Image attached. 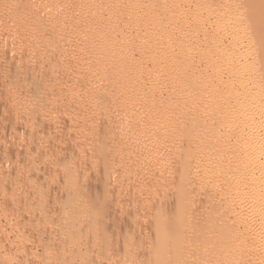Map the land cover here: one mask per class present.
<instances>
[{
    "label": "rangeland",
    "instance_id": "1",
    "mask_svg": "<svg viewBox=\"0 0 264 264\" xmlns=\"http://www.w3.org/2000/svg\"><path fill=\"white\" fill-rule=\"evenodd\" d=\"M211 1L0 0V240H3L5 243L0 242L4 244H1L2 247L5 246L8 249L10 247L9 251L11 249V252L14 251V257L16 255V257L24 256L25 253L22 251L24 254H19V247H21V243L22 245L24 243L23 246L26 247V250H29V247L30 249L33 248L31 251L29 250L30 252L38 253L37 256L35 255L36 260H32L33 262L27 261V264H47L46 261L52 257L51 255L55 254L57 256L55 255L54 259L52 257L53 261L51 264H67L66 259L63 260L65 256L62 255V257L60 255V244L63 246L65 239H67L65 242L68 240L70 242L71 240H78V238L80 241H84V239H87V237L85 238L87 235L76 236L74 234L73 236L72 234L74 239L72 237L64 238L63 236V240L59 238L62 242L57 240V237H59L62 229L63 233L65 231L64 229L66 228L67 231L71 224H77L78 220L84 216L82 213V211H85L84 208L93 205L96 201L99 202V198L104 195V198H108L107 200L109 201L106 202V208L99 210V207H97L95 211L96 214L100 212L101 216H107L106 220L104 219V224L110 225L106 228H110L109 234L113 233L107 239L105 238L103 245L99 242V245L97 243L91 244L90 242L88 244L89 246L84 245V248L82 246L81 249L84 250L85 246L86 248L88 246L89 249H92L90 245H94L98 250H96L97 253H99L95 255L96 251L90 249L92 251H90V256L93 257L94 255L95 258L88 260L89 255H87L88 257L86 256L84 258L86 260L83 259L82 264H110L111 254H113L112 251L123 240V236L120 237V234L123 233L119 232L122 231L125 224L129 225L127 223L131 224L134 220L133 226L135 225V228H133L135 234L130 230V233L135 235L133 237L134 240H132L134 242L132 245L130 244L132 246L131 248L135 251L138 250V252L145 250L147 239L143 235V232L146 231L144 229H149V227H146L149 224L145 225L143 222H146L148 220L147 215L152 213V208H150L151 204H149L152 198L150 196L165 195L168 193L170 187L178 183L181 178H178L179 180L176 182L173 181L177 178L173 176V173L171 175V172L174 171L176 177L177 173H179L178 177L183 175L181 174L182 170L180 167L177 169L174 167L175 164H173V169L172 166L161 164V162L159 164L156 162V165L152 162L150 163L151 156L149 155L153 154L152 151L155 150L154 148L159 146V142L157 143L155 140L158 138L159 141L160 136V141L164 139L162 137L166 138L168 135V138H170L171 133H173L172 130L176 129V126L179 124L178 122L185 121L187 114V116L190 115L189 118L193 115L199 118V120L197 118L196 120L193 117V121H191L192 119L186 120L190 123L196 121L195 125L197 126L200 121V130L203 129L205 131L202 130L203 134L201 133L204 135L202 137L203 139L212 137L213 134L218 135L216 130H219L220 135L222 130L224 132L225 129V126L218 123L217 118L214 117L221 110L216 108L217 105H213L211 98V95L217 92L219 88H215V86L207 83L209 76L210 78L212 77L211 75L217 69V66L215 65L212 68L206 67V64L204 65L202 61L201 63L199 62L201 57L200 45L198 43V46L197 41L194 40L196 30L194 32L191 31L196 24H201L203 20H207V22L211 20V22L215 21L214 13L217 16L221 8L225 7L229 0H221V2L220 0H216L217 2L213 0L212 3L214 5L216 3V7ZM257 2L264 4V0H256L255 5L259 4ZM209 5L210 7L213 6L212 11L209 10ZM260 15H263V13ZM207 16L208 19L206 18ZM204 21L203 23L206 22ZM211 24H207L206 26L211 28ZM216 40V35H210L202 41V44H211ZM95 45L99 46V48L95 47ZM93 46L98 49H94ZM185 46L186 49L191 47L192 52L190 49L188 51L189 53L186 52ZM181 47L186 51H179ZM180 52L182 53L181 55ZM210 69H212V72H210ZM206 70L208 73H206ZM179 73L182 74L179 76ZM182 95L186 97V100ZM208 95L210 96L208 97ZM205 107H210L209 109L212 111H209V109L206 111L207 109ZM103 108L107 110L105 109L106 111H104ZM190 110L193 112L192 115L190 114L192 113ZM180 111L182 113L184 111V115H181L182 113ZM194 113L196 115L200 113L205 114L204 120H202L201 114L198 117ZM209 116L211 120L205 119V117L208 118ZM182 117L185 119L182 120ZM200 118L204 122H201ZM212 119L214 121L215 119L217 120L214 122L215 125L212 123ZM203 125L214 126V129H210L208 126L206 128ZM207 129L208 134L206 133ZM209 131L210 133L211 131L214 133L210 134ZM229 132H227L228 135L226 134L225 138L223 136L221 139L224 144V141L229 142V144H231L230 142H234L232 139H235L233 137L235 131L233 132L231 130ZM124 140L129 142L127 146L126 142L123 143ZM208 140H211V138ZM107 141L111 144L115 142V144L113 143L115 145L114 151L111 152L112 154L109 153L111 155L108 154L109 158L103 156L106 151L102 153ZM150 142L153 144V147ZM122 144H125L124 148ZM160 145L163 146V144ZM125 147L127 149L130 147L128 149L129 151ZM146 147L151 151L147 150ZM140 148L144 150L146 148V151L143 152L144 150ZM133 149L134 151L138 149L137 152L139 153L141 150V156L145 154L149 164L145 163V159L144 163L146 165H137L136 161L143 163V159L141 161V158H145V156L139 157V153H136L140 158L136 160L138 157H131L135 155ZM124 150L127 151L128 154H126L129 157H127ZM96 151L100 153L97 154ZM185 151H179L181 153L176 152V156L175 154L170 155V163L172 162L173 156V158L182 157V155L186 156L187 151ZM205 151L199 150V152H203V156H200L201 153L198 155V151H193L196 152L195 154L190 152L191 157L189 156L188 158H192L191 160H193L194 157L196 161L193 160L192 163L190 160L188 167L191 169L188 168V171L191 170L190 173H192H189L190 177H188V174L186 175V178L188 177L187 179H191L192 174H197V178L201 177L200 175L198 176V171L201 168L199 165H206L209 159L208 156H211L212 152L207 150L209 152H206V154L210 153V155L206 157ZM178 154L181 155L179 156ZM125 155L126 159L124 158ZM101 156L107 159L108 162L105 161L106 164L100 160V158L103 160ZM203 157L204 160L207 158L205 160L206 162L204 160L202 162L201 159ZM131 158L133 160L135 158V160L133 161ZM167 160L165 159V161ZM197 160L200 162L198 163ZM116 161H118L117 164H115ZM134 162H136V165L132 164ZM211 162L212 158L207 162L206 167L209 169L210 166V170L214 169L215 171L216 169L217 171L220 167L216 168L218 165L212 162L211 168ZM194 164L198 166L196 173L193 168L197 167ZM213 165L215 168H213ZM164 166H169V169ZM105 168L108 171L110 170L109 176L107 177H103ZM207 168L205 170L206 172ZM201 169L200 173L203 176L201 179L203 180L205 178L204 175L209 170L204 174V170L202 169L203 172H201ZM158 170L161 171L159 172ZM163 170L165 171L162 172ZM153 171L157 174L154 173L150 177ZM161 172L162 174L159 177L158 173ZM147 173H150L149 177ZM196 176L194 177L195 179L192 178L193 182L191 180V183L190 179L189 181H186L187 179L185 180L186 183L191 185H193L194 180H197L194 183L195 185H193V189L191 185L190 187H186L191 192L188 200L190 196H193L195 199L192 197L191 200L193 202L191 200L189 201L190 203L186 202L187 207L190 205L188 208L191 209L187 210L188 212L185 216L189 222L191 218V222L194 221V225L195 222L198 223L200 216L203 217L201 219L202 221L204 220L203 222L199 220L203 225H195L198 229L201 228L199 230L194 229L195 232H192L190 235V240L192 236L193 243H197L195 246H198V240L200 238L202 239L199 240V244L205 241L203 240L205 237L203 233L206 232L208 234V231H211L210 229L213 226L215 227L217 222H214L213 219L217 221L221 218L219 215H226V212H228L225 210V206L227 205L225 203L222 205L219 201H227L229 199L228 196H230L229 194L232 195L233 193L234 195V192H228V196L223 197H228L227 199L216 196L218 198V205L220 204L222 209L215 206L216 210H213L214 208L211 206L217 204L216 197H212V202V198L209 197L211 200L209 198L208 200L206 197L207 194L204 193L207 187L205 183L209 181L206 178L204 179L206 182L200 178L201 181H198ZM202 182L205 184V187L201 186ZM190 189L193 192L196 190V193L198 189L200 196L197 197L195 195L196 193L192 194L193 192ZM188 191H186L187 195L189 194ZM202 194L203 196L205 195L204 197L207 200H205ZM140 195H143L142 200H140L143 204H140V202L137 203V200L141 199L139 198ZM167 195L170 194L168 193ZM161 198H164L163 201L162 199H157L161 200L160 204H165L166 210H164L167 211L169 208L168 211L170 212L173 207H169L167 205L168 203L166 204L164 201L166 199L169 201L170 199L171 201L169 202H174L171 198H166V196ZM131 199L135 200L134 207L131 206L130 209L126 206L124 207L125 202L128 204L129 201L131 202ZM203 199L205 200L204 202L209 201V203L207 205L204 204ZM145 200L148 202V205ZM157 201L156 203H159ZM235 203L233 202L231 204L235 205ZM208 204H211L210 207L213 209L210 208L208 210ZM237 204L238 206L240 205L239 202ZM146 205L149 206V210H147L148 207ZM234 205H231L233 214H237L239 209ZM204 206L206 211L213 210L214 212L211 211L210 214L209 212L206 214L207 212H204L205 209H203ZM217 207L221 210L218 211ZM95 211H91V214L93 213L94 215ZM171 213L173 214V212ZM171 213H168V218L169 216L171 217ZM138 214L139 216H137ZM224 217L223 215L222 219ZM140 219L144 225L143 227ZM207 219L208 221L212 219L210 221H213L215 224L213 225L209 221L211 226H208ZM219 222L220 220L216 225L219 224L221 226L223 222ZM122 223L125 224L123 225ZM204 224H207L210 229L205 228ZM120 225L123 226L119 227ZM30 226L32 228L31 231ZM171 226L169 228L168 225L167 229H170V232L175 230V226ZM195 226L193 228H196ZM55 230L59 232L55 233ZM23 231H25V234L27 233L28 238L31 235L30 238L34 237L36 239L33 238L32 240L31 238L30 240L33 242L29 241L28 238L26 241H23L25 235L22 238L19 236L24 233ZM37 232H42L43 234H40L43 236L38 235ZM36 233L38 237L40 236L42 238L38 239V244ZM54 233L58 236L53 235ZM116 234H119V236ZM244 237L242 239L248 241V245L247 241H243L247 247L250 242L251 244H255L254 246H261L263 244L261 243L263 240H252V236L245 237L246 239ZM141 238L142 240H140ZM52 242L55 244L53 245ZM34 243L37 245H31ZM50 243H52V248H57L56 246L60 245L58 247L59 249H49ZM12 244L16 245L13 246ZM6 248L2 249L8 251ZM47 248L52 250L51 252L48 251L49 255L48 252L45 253ZM89 249L87 248V250ZM7 251L3 252V250H0V259L5 258V256L9 257L12 254L9 251L7 253ZM194 251L195 256L192 257V255V258L189 256L191 261L195 260V257H199L200 259V257L203 258L204 255L206 256L208 249L206 250L203 247L199 251L195 247ZM30 256L31 254L25 257L30 260V258H33ZM60 256L62 258H59Z\"/></svg>",
    "mask_w": 264,
    "mask_h": 264
},
{
    "label": "bare ground",
    "instance_id": "2",
    "mask_svg": "<svg viewBox=\"0 0 264 264\" xmlns=\"http://www.w3.org/2000/svg\"><path fill=\"white\" fill-rule=\"evenodd\" d=\"M214 1H216V0H214ZM212 2H213V0L211 1V3ZM220 2H221V0H220ZM255 2H256V0H229L227 2V5H225V7H222L221 10L219 9L220 12L218 13L217 16L214 13L216 20L213 22H211L212 21L211 20L210 22L212 24L209 21L207 22V20H205L206 22L203 20L205 23H203V21H202V23L200 22L201 24H198V25L196 24L194 29L192 28V30H191L192 32H194V30H196V32H195L196 35L194 37V40L197 41V45L199 43L200 46L199 45L198 46L201 49V52H200L201 57H200L199 62L201 63V61H202V63H204V65L206 64V67L208 66V67L212 68L215 65L217 66V69L215 68L216 70L214 71V73L213 74L211 73L212 77L210 78V76L208 75L209 80H207V83H209V85L211 84L212 86H215V88L216 87L219 88V89L217 88L218 89L217 92H214V94L211 95V98L214 101V102L212 101L213 105L214 104H215L214 106L217 105L216 108H219L221 110L220 113L219 114L217 113L218 115L215 114L216 116L214 115V117L217 118L218 123L224 125L225 126L224 128L227 130H225L223 128L224 132L222 130V133H220V135L218 132L219 130L218 131L216 130V133H218V135L213 134L214 137L213 136L209 137V138L206 137L205 139H203L202 137L204 135H202L203 134L202 132L204 130L203 129H202L203 131L200 130L201 129L200 128V126H201L200 121L198 123L199 127L197 125H195L196 121L194 123L193 122L190 123L188 121L189 119H192L193 117L196 119L197 117H195L193 115L191 118H189L190 115L187 116L188 115L187 114L185 117L188 120H186L184 118L185 119L184 122L183 121L182 122L180 121L181 123L178 122L179 124H178V126H176V129H173L174 131L172 130L173 133H171L172 135L170 138H168L169 137V135H168V136H166V138L162 137L164 139H162L160 141V137H161L160 136L159 141H158V138H157V140H155V141H157V143L159 142V144H158L159 146H157V148H154L155 150L152 149L153 154L149 155L150 154L149 151H151V150H149L146 147L147 150H149L148 151L149 154L148 153L147 154L149 156H151V158L149 160L150 163L152 162L155 164L156 162H158L157 164H159L161 162V164L163 163L165 165L172 166L173 169H174V167L176 169L178 167H180V169L182 170L181 174H183V175L178 177L179 173H177V177H176L174 171L171 172V175L174 174L173 176H175V178H177V179H175L173 177L175 179L173 181L176 182L179 180L178 178H181V179L178 181L177 184L173 183L174 185L172 187H170L171 190L169 189V191H168V193L170 195H167L168 193L166 191L167 194H165V195H152V196H150L152 198L150 199L149 204H151L150 208H152V213L150 215H147V213H146V215L148 217L146 215H144V216L148 218V220L146 219L147 220L146 222H148V223H146L145 221L143 222V224L145 223V225L149 224L146 226V227H149V229L147 230V228L145 227L146 229H144V230H146V231L143 232V235L145 236V238L148 241V242L146 241L147 244L145 245L146 246L144 248L145 250L143 252H138V250L135 251L131 248L132 247L131 245L134 242V241L132 242V240H134L133 237H135V235H132L130 232L132 231V233H134V228H135L134 226L135 225L133 226V222L135 220L131 222L132 225L130 223H127V221H125V223H127L129 225H126L125 223H124L125 224L124 225L122 223L124 226L123 225L119 226V227L123 226V229H122L123 232L121 231V229H120L121 232H119V233H123V234H120L121 235L120 237L123 236V238H122L123 240H122V243L119 246H116L115 250L112 251L113 254H111V259L109 262L110 264H264V4H260L259 2H257L259 4L255 5ZM203 3H206V2H203ZM208 4H210V3H208ZM216 5L217 4L215 3L214 6L216 7ZM212 8H213V6L210 7V5H209V10L212 11L213 10ZM262 13H263V15H260ZM206 18L208 19V16ZM198 23H199V21H198ZM207 24H211V28L207 27L206 26ZM210 35H216L217 40L214 43H211V44L205 43L203 45L202 41H204V39ZM182 46H183V44H182ZM95 47L99 48V46H97V45H95ZM95 47L93 46L94 49H98ZM191 47H192V45H191ZM184 48L186 49V46ZM189 49L187 48L186 49L187 51H186V50L182 49V47H181V49L179 51L188 52ZM191 50L192 49H190V51ZM181 54L182 53L180 52V55ZM192 55H194V54H192ZM180 65H182V64H180ZM36 67H37V65H36ZM188 67H189V65H188ZM210 70H211L210 72H212V69H210ZM206 73H208L207 70H206ZM180 74H182V73H179V76H180ZM30 80H31V78H30ZM179 92H181V91H179ZM176 93H178V92H176ZM184 95H182V97ZM209 96L210 95H208V97ZM185 98L186 97L184 96V99ZM180 99H182V98H180ZM207 105H209V104H207ZM207 107H205L207 109L206 111H208V109L210 108V107L209 108H207ZM105 109H104V111L107 110V109L106 110ZM196 109H198V108H196ZM210 110L211 109H209V111ZM176 111H177V109H176ZM193 111H195V110H193ZM217 111L219 112V110H217ZM204 112H205V109H204ZM180 113H182V111H180ZM179 114H178V116H179ZM190 114L192 115L193 112ZM200 114L199 115L195 114V115L199 117ZM181 115H184V111ZM201 115H202V120H204L203 118H204L205 114L204 115L201 114ZM210 116L208 118L205 117V119L211 120ZM214 117H212V118H214ZM166 118H168V117H166ZM178 119H180V118H178ZM184 119L182 117V120H184ZM193 119L191 121H193ZM197 119L199 120V118H197ZM200 120H201V118H200ZM202 120H201V122H204ZM217 120L215 119V121H217ZM212 121H211L212 123L215 122L213 119H212ZM173 122H175V121H173ZM207 122H209V121H207ZM211 122H210V124H211ZM218 123H217V125H218ZM205 124H207V123L205 122ZM214 125H215V123H214ZM203 126H205V125H203ZM207 126H205V127L206 128L210 127V129L211 128L214 129V126L213 127H211V126L207 127ZM221 127H223V126H221ZM231 130H233V132L235 131L234 133L232 132L234 135L231 133L233 135V137H235V139L234 138L232 139L230 137L232 139V141L234 140V142H230L231 144H229V142L224 141L225 142V144H224L223 141H221V139L223 138V136L225 138L226 137L225 135L226 134L228 135L227 132H229ZM206 133L208 134V129H207ZM206 133H205V136H206ZM209 133H210V131H209ZM211 133H214V132L211 131ZM229 134H230V132H229ZM232 135H230V136H232ZM210 138H211V140H208ZM126 140H127V138H126ZM122 141H121V143H122ZM128 141H131V140H128ZM155 141H153V142L155 143ZM105 142H106V140H105ZM125 142L127 143L126 144V146H127L129 142L124 140L123 143H125ZM113 143L115 144V142H113ZM113 143L111 144V143H108V141H107V143L103 147L104 149L100 146V148L104 150V151H102V153L103 152L105 153V151H106L105 155H103V154H101V155L105 156L106 158L109 155H111L112 154L111 152L114 151V147H115V145ZM150 144H152V143L150 142ZM160 144H163V146H161ZM118 145H119V143H118ZM124 145H123V148H124ZM149 146H150V148H152L153 144H152V147H151V145H149ZM130 147H131V144H130ZM155 147H156V145H155ZM146 148H145V150L142 148H140V149L144 150L143 152H145ZM182 150H184V151L186 150L187 155L186 156L182 155V157H176V158H173L174 157L173 156L172 162H171L172 165H171V163H170L171 160L169 159L170 155L175 154L176 152L177 153L184 152ZM199 150L200 151L203 150V152H204V150H206L205 154H206V152L212 151L211 156H208V158H209L208 161L210 160V158H212L213 164L215 162L216 165H218V166L215 165L216 168L220 167V168H218L217 171H216V169H215V171H214V169L210 170V166L208 169L206 167L208 161L207 162L205 161L207 158L204 160V157H203V159H201V160H202V162L204 160V162H206V165L202 164V163L201 164L207 168V172L209 170V172L207 173L205 171L206 168L204 166L196 163L197 165H199V167H201L204 170V172H203V170L200 168L201 172H203L204 174H205V172L207 173L206 175H204V177L209 181L208 183L206 182V180L204 181L205 178H203V180L201 179L203 176H202V173H200V169L198 171L200 173V174L198 173V176L199 175L201 176L199 178L202 181L206 182L205 184H207V185H205L202 182V185H201V186H204V185L207 186L206 189L204 188L205 186L203 187L205 189L204 193L208 195V196L206 195L207 199L209 197L214 198L216 196L220 197L222 199H227L229 197V199L227 201L223 200L224 201L223 202L221 200L222 202L219 201V203L220 204L222 203V205H224V203H225L227 206L230 207L231 205L232 206L234 205L231 203L236 202L234 206L238 207L239 210H238V212L236 211L237 214H233L232 206L230 208L229 207L227 208V206H225V210L228 211V212H226L227 214L226 215L222 214L221 216L219 215V217H221L220 219L218 217L220 222L222 221L223 224L222 225L220 224L221 226H219V224L216 225L219 220L215 221V219H213L214 222H217L215 224L213 221H210V220H212V219H210L209 221L213 225L215 224V227L212 225L213 228H211V229L208 228V226H211V224H209V221L207 219L206 222H207L208 226H207V224L206 225L204 224V225H205V228H208L211 231H208V234L205 232L207 235L205 233H203L205 235V237L203 235V237H204L203 240H205V241H202V243L199 244L200 243L199 240L202 239V238H200L198 240V246H199L198 247V246H195V245H197V243L196 244L193 243V241H192L193 237L192 236H191V240H190V235L192 234V232H195L194 229H198L195 225H197V224H198V226L203 225L202 222L204 220L203 221L201 220V219H203V217L202 216H200L202 218L199 217V220L202 222H200L198 220V223L195 222V225H194V221H192L193 222L192 223L191 218L189 217L190 218V222H189L185 215L188 212L187 210L191 209V208H188L190 206L189 204H188L189 206L187 207L186 202L190 203L189 201L193 197V196H190V199L188 200L189 195H191V192L188 191L189 189L186 187L187 186L190 187L191 184L186 183V181H189L190 178L189 179H187V178L190 177L189 175L192 173V172L190 173L191 170L188 171V168L191 169L190 167H188L189 166L188 164H190L189 162L192 158H188V157L189 156L191 157L190 152H192V154L193 153L195 154L198 151V155H199V153H201V152H199ZM207 150H209V151H207ZM94 151H95V148H94ZM99 151L101 152V150H99ZM137 151H138V149H137ZM137 151H134V149H133V152H135V155H133L131 157H135V156L138 157L136 155V153H139V152H137ZM179 151H181V152H179ZM193 151H196V152H193ZM100 152H98V153H100ZM124 152H125V154L127 153L126 150H124ZM96 153H97V151H96ZM109 153H111V154H109ZM201 154H200V156H203V154L202 155ZM126 155H125V157L123 156L125 159H126ZM130 155H131V153H130ZM207 155H210V153H207L206 157H207ZM103 156H101L103 158V160L101 158H100V160L106 164V162H108V161ZM142 156L144 157L145 154L144 155L142 154ZM142 156H141V150H140L139 157H142ZM167 156H169V157L167 158ZM175 156H176V154H175ZM127 157H129V156L127 155ZM139 157L136 160L140 159ZM96 158H97V156H96ZM124 158H123V160H124ZM127 159H129V158H127ZM131 159L133 160V158H131ZM142 159H143V163H138V161H136L137 165H139V164L140 165L141 164L146 165L145 163L149 164V161H147L148 158H146V156H145V158H141V161H142ZM145 159L147 162L145 161ZM165 159L166 160L169 159V160L165 161ZM134 160H135V158H134ZM193 160L196 161L194 159V157H193ZM193 160H191V162ZM124 161H126V160H124ZM127 161H129V160H127ZM144 161H145V163H144ZM112 162H114V161H112ZM117 162L118 161H116L115 164H117ZM136 162H134L132 164H135ZM199 162L200 161H198V163ZM212 162H211V168H212ZM130 164H131V160H130ZM173 164H175L174 167H173ZM176 164H178L179 166L177 165V167H176ZM196 164H194V165H196ZM150 165H153V164H150ZM197 165H196L197 168H193L195 170V173L197 172L196 170H198ZM161 166H163V165H161ZM164 167H166V166H164ZM164 167H162V169H164ZM168 167H166V168L169 169ZM213 168H215L214 165H213ZM180 169H178V170H180ZM109 171L107 168H105V172L103 171L104 175L102 174L103 177L109 176V173H110ZM164 171L165 170H163L162 172H164ZM170 171H172V170H170ZM177 171H175V172H177ZM162 172L158 173L159 177L161 176ZM154 173H156V172L153 171V173H151V176L149 175L150 173H147V176L152 177V175ZM167 173H168V171H167ZM167 173H166V175H167ZM187 174H188V177L186 178ZM193 175L196 176L197 174H192V178L195 177V176L193 177ZM192 178L190 179V183H191V180L193 182ZM196 178H197V176H196ZM199 178H197L198 181H201ZM98 180L100 181V179H98ZM195 181H197V180H194V183H195ZM194 183H193V185H195ZM198 184H199V182H198ZM193 185H191L192 189H193ZM166 187H164V188H166ZM185 189H186V191L189 192L188 195H187L186 191L184 192ZM198 189H197V193H196V190H195V192H193L191 189L190 190L193 192L192 194L196 193L195 195H197V197H198V196H200V194H198V192H199ZM202 190H201V192H203ZM215 192H217L216 194H218V195H216ZM228 192L229 193L234 192V195L232 193V195L229 194L230 196H228L227 195ZM203 194H202V196H203ZM213 194H215V195H213ZM98 195H99V193H98ZM104 196L103 197L101 196L102 198L101 197L99 198V202L96 201V203L94 202L93 205L84 208L85 209L84 212L82 211L83 209L81 210L82 213L84 214L83 218L79 219L77 224H71L70 227L68 228V230L71 229L70 231H68V230L66 231V228H65L64 229L65 231L62 233V230H63L62 229L60 232V234L62 233L61 237H60V234H59V237H57L58 235H56L55 233L56 232L58 233L59 231H56L57 229L55 230V233L53 235H56L57 240H59V238H61L63 240V236H64V238H70V237H72V234H73V236H74V234H76V236H82L83 234L87 235V236L84 235L85 238L87 237V239H84V241H80L79 238L77 237L78 240H74V241L71 240V242L68 240L67 241L68 243H67V242H65V240H67V239H65L63 242V246H62V244H60L61 245V247H60L61 250H59L61 252L60 255L65 256L63 260L66 259L67 264H82L83 261L86 260L84 258L87 255H89V257L87 256L88 260L94 259L95 257L92 253H91V255H93V257L90 256V251L92 249H93V251H96L97 248H95L94 245L93 246L90 245L92 247V249L90 248L91 249L90 250L88 247L89 246L88 244L91 242V244L97 243L99 245V243H102V245H103V241H105V238L107 239L108 236L113 233L112 232L109 234L110 228H106L108 225L104 224V219L106 220L107 216H105V215L101 216L99 211H98L99 214H96V211H95L97 207H99V210L106 208V205H107L106 202H109V201L107 200L108 198L106 199V197L104 198ZM142 196L140 195L139 198H141V199H138L137 203L140 202V204H143V203H141L142 201H140L143 198ZM165 196H166V198H171L172 201L174 202V203H171V202H169V201H171L170 199L168 201V199L165 198L167 201L165 200L164 202L166 204L168 203L167 205L169 207H171V206L173 207V208L171 207L173 210L171 209L170 212L168 211L169 210L168 207H167L168 208L167 211H165L166 206L164 203H162L164 206L162 204H160L161 200H159V199H162L161 197H165ZM224 196L225 197L228 196V197L223 198ZM217 197L215 198L216 200L218 199ZM157 198H159V199H157ZM213 198H212V202H213ZM105 199H106V201H104ZM155 199H157L159 201V203H156L157 200L155 201ZM163 199H162V201H163ZM207 199L205 198V200H207ZM151 200H152V202H151ZM205 200L203 199V202ZM216 200H214V201H216ZM216 202H217V204L216 205L212 204L213 206H211V204H208L207 209L210 210V208L213 207L214 209L213 208H211V209L216 210L215 206H218L221 208L222 206H220V204L218 205V200ZM238 202L240 204L239 205L240 207L237 204ZM170 203H171V205H169ZM207 203H209V201L204 202V204H206V205H207ZM125 204H126V202H125ZM125 204H124V207L126 206L127 208L130 209L131 206L135 205V200L131 199V202L129 201L128 204H126V205ZM236 204H237V206H236ZM147 205H148V202H147ZM202 205H203V203H202ZM205 206L203 208V209H205V211L204 210L203 211L207 212L206 214H208V212L210 214L211 211L214 212L213 210L206 211ZM147 207H148V209H147ZM147 207H146V209L149 210L150 209L149 206H147ZM218 207H217V209H218ZM127 208H125V209H127ZM221 209H218V211ZM143 210H145V209H143ZM147 210H146V212H147ZM236 210H237V208H236ZM91 211L92 212L95 211L94 215H93V213L91 214ZM143 212H145V211H143ZM150 212H151V210H150ZM167 212L168 213L173 212V214L171 213L172 214L171 217L170 216H169V218L167 217L168 216ZM234 213H235V208H234ZM202 214L205 215L204 213H202ZM223 215L225 217L222 219ZM137 216H139V214ZM204 219H206V218H204ZM206 222H204V223H206ZM141 224H142V220H141ZM143 224H142V227L144 226ZM136 225L138 226V224H136ZM168 225H169V228L172 227L171 225H174L175 230L174 231L172 230V232H170L171 231L170 229L167 230ZM125 226H127V227H125ZM129 226H131V227H129ZM194 226L196 228H193ZM66 227H68V226H66ZM116 227H118V226H116ZM202 227L204 228V226H202ZM29 228L31 231L32 230L31 226ZM35 228H33V229H35ZM36 229H38V228H36ZM113 230H115V229H113ZM23 232H24V233H22L23 235L22 234L21 235L18 234V235L20 236V238H22L25 235V237H24L25 239L23 238V241L24 240L26 241V239L28 238V235H26L27 233L25 234V231H23ZM37 233L39 235L42 232H37ZM37 233H36V237H38ZM43 233H45V232L43 231ZM51 233H53V232H51ZM51 233H49V235H51ZM42 234H40V235L43 236ZM193 234H195V233H193ZM45 235L47 236V234H45ZM69 235H71V236H69ZM116 235L119 236V234H116ZM143 235H141V236H143ZM30 236H29L28 240L33 242L32 240L34 237L33 238L31 237L32 240H30L31 239ZM141 236H139V237H141ZM244 236L245 237L252 236L253 237L252 240H256V241L257 240H260V241L263 240V242H261L263 244L261 246H257V245L254 246L255 244L252 243L253 244L252 245L250 242L249 246L247 247L248 241L242 239ZM39 238H41V237L39 236L37 238V244H38ZM72 238L74 239V237H72ZM34 239H36V238H34ZM61 239L59 240L60 242H62ZM146 239H144V240H146ZM50 240H51V238H50ZM140 240H142V238ZM0 241L5 243L3 240H0ZM59 241H57V242H59ZM243 241L244 242L247 241V245H245L246 243L244 244ZM1 242H0V248H1L0 250H3V252L7 251L5 249H2V248H6V247L5 246L2 247V245H4V244H2ZM34 242H35V240H34ZM40 243H42V242H40ZM52 243H50L49 249L52 248V246H51ZM135 243H136V241H135ZM254 243H255V241H254ZM37 244L34 243L31 245L34 246ZM54 244L55 243H53V245ZM193 244H194V246H193ZM15 245H13V246H15ZM23 245H24V243H23ZM23 245L21 243V247H19V251L24 252L26 255L31 254L30 257H33L32 259L29 257L30 260H28L25 257L26 255L22 252L21 253L19 252V254H21V255L24 254V256L20 255L21 257H19V256L16 257L17 255L15 253L16 256L14 257V251L11 252L12 249L9 251V249H10V247H9V249L8 248H6V249H8V251L11 252L13 255L10 254L12 256L9 255V257L5 256V258L0 259V264H27V261L31 262L34 259L36 260L35 257L37 256L38 253L35 254L36 252L35 253L33 252L34 253L33 254L32 252H30L31 249H33V248L30 249L28 247V249L30 250L29 251V250H26V247H24ZM60 245H57L56 246L57 248H55V247H53V248H55L57 250V249H59L58 247ZM84 245H88L87 248L89 250H87L86 246H85L84 250L81 249L82 246L84 248ZM98 245H96V246H98ZM195 247H197V250L199 249V251L202 250V248L204 247V249H206V250L208 249V251H207L208 253L205 251L206 252V256L204 255L205 257L204 256H203V258L200 257V259H199V257H195L194 258L195 260L192 259L193 261H191L190 259L195 256L193 253ZM200 247H201V249H200ZM36 248H38V247H36ZM16 249L18 250V248H16ZM49 249L47 248L45 253H47L48 251H50V252L52 251ZM8 251H7V253H8ZM97 251L95 252V255L99 254V253H97ZM195 251H196V249H195ZM56 252H54V253H56ZM48 255H49V252H48ZM55 255H51L53 257V259H54ZM61 256L59 258L63 257V256L62 257ZM189 256L190 257L192 256V257L190 258ZM52 257H50L49 260H47L48 262L45 260L47 264L52 263V261H53ZM30 264H32V263H30Z\"/></svg>",
    "mask_w": 264,
    "mask_h": 264
}]
</instances>
